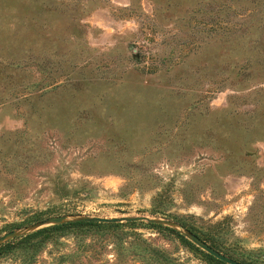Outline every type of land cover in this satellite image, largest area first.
<instances>
[{"label": "rangeland", "instance_id": "rangeland-1", "mask_svg": "<svg viewBox=\"0 0 264 264\" xmlns=\"http://www.w3.org/2000/svg\"><path fill=\"white\" fill-rule=\"evenodd\" d=\"M57 217L117 227L36 264H264V0H0V238Z\"/></svg>", "mask_w": 264, "mask_h": 264}, {"label": "trees", "instance_id": "trees-1", "mask_svg": "<svg viewBox=\"0 0 264 264\" xmlns=\"http://www.w3.org/2000/svg\"><path fill=\"white\" fill-rule=\"evenodd\" d=\"M31 222L38 223L41 222V219L37 218ZM116 227L117 224L87 220L70 221L43 227L37 231L17 236L1 244L0 259L12 256L13 259L20 264H36L39 253L55 238L73 234L76 238L83 240L98 233L100 230L115 229ZM169 231L174 232L173 230ZM90 245L91 244L84 242L80 247V251L82 253L87 251L86 249H88ZM215 261L219 264H226L219 260Z\"/></svg>", "mask_w": 264, "mask_h": 264}, {"label": "water", "instance_id": "water-1", "mask_svg": "<svg viewBox=\"0 0 264 264\" xmlns=\"http://www.w3.org/2000/svg\"><path fill=\"white\" fill-rule=\"evenodd\" d=\"M64 220H65V217L52 218V219H49L47 221H43V222L39 223L37 226L47 225L48 223H53L52 225H58V224L65 223ZM94 220L100 221V222H116V220H107V219H94ZM17 236H20V235H16V232H14V231L2 236L0 238V245L5 243L6 241H8L10 237L15 238ZM193 239L196 240L197 242H199L200 246L205 251H207L209 254H211L212 256L217 258L218 260L225 262L227 264H240V263L230 259L229 257H226V256L220 254L219 252L214 250L212 247L200 242L197 238L193 237Z\"/></svg>", "mask_w": 264, "mask_h": 264}]
</instances>
